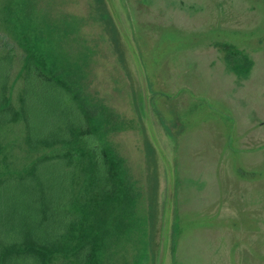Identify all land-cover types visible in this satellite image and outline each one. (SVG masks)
<instances>
[{
	"label": "rangeland",
	"instance_id": "1",
	"mask_svg": "<svg viewBox=\"0 0 264 264\" xmlns=\"http://www.w3.org/2000/svg\"><path fill=\"white\" fill-rule=\"evenodd\" d=\"M11 1L0 0V53L7 36L14 107L24 46L39 35L75 109L103 116L102 137L128 172L137 229L108 231L104 264H264V0ZM107 10L122 22L118 33ZM223 45L248 56L246 73ZM24 138L23 122L0 130V176L40 155ZM78 190L90 198L82 181Z\"/></svg>",
	"mask_w": 264,
	"mask_h": 264
},
{
	"label": "trees",
	"instance_id": "2",
	"mask_svg": "<svg viewBox=\"0 0 264 264\" xmlns=\"http://www.w3.org/2000/svg\"><path fill=\"white\" fill-rule=\"evenodd\" d=\"M112 15L107 10L118 33L122 22ZM1 39L8 50L0 53V130L23 122L27 150L40 155L15 174L0 176V264H104L102 246L110 229L134 235L137 201L127 190L123 160L102 137L103 116L78 113L54 55L39 35L24 46L21 107L16 109L8 83L15 48L7 36ZM222 47L234 71L250 69L248 56L233 46ZM138 95L136 90V101ZM80 181L91 195L85 201ZM157 206L156 184L149 203L155 248L160 246ZM171 228L178 237L177 218Z\"/></svg>",
	"mask_w": 264,
	"mask_h": 264
}]
</instances>
